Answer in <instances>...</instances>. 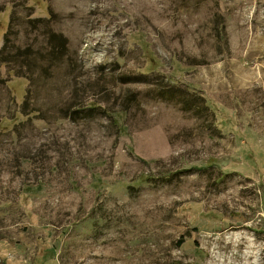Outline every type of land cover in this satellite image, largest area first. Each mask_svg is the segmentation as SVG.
I'll return each mask as SVG.
<instances>
[{
    "label": "rangeland",
    "instance_id": "1",
    "mask_svg": "<svg viewBox=\"0 0 264 264\" xmlns=\"http://www.w3.org/2000/svg\"><path fill=\"white\" fill-rule=\"evenodd\" d=\"M0 264H264V0H0Z\"/></svg>",
    "mask_w": 264,
    "mask_h": 264
},
{
    "label": "trees",
    "instance_id": "2",
    "mask_svg": "<svg viewBox=\"0 0 264 264\" xmlns=\"http://www.w3.org/2000/svg\"><path fill=\"white\" fill-rule=\"evenodd\" d=\"M55 40L58 41V42H56V46H57V48H58V47H59V48H62V46H61V44H60V41H61V40H60L59 38H55L54 41H55ZM56 52H57V51H56Z\"/></svg>",
    "mask_w": 264,
    "mask_h": 264
}]
</instances>
